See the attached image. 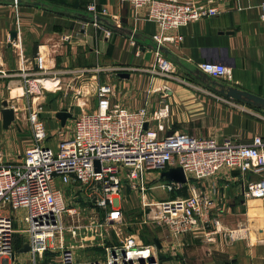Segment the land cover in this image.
Listing matches in <instances>:
<instances>
[{
    "label": "crops",
    "instance_id": "obj_1",
    "mask_svg": "<svg viewBox=\"0 0 264 264\" xmlns=\"http://www.w3.org/2000/svg\"><path fill=\"white\" fill-rule=\"evenodd\" d=\"M96 1L109 12L100 20L112 32L109 38L93 26L86 10L90 0H18V5L14 0H0L1 100L8 98L9 89L22 90L25 80L32 86L31 94L39 95L41 87L48 90L50 81L75 85L82 72H90V81L92 75L104 72L107 81L102 85L113 88L116 103L132 111L143 107L150 112L167 109L163 136L181 132L235 145H250L257 137L264 142V107L223 96L197 75L202 63L222 64L229 69L231 82L221 83L264 99V0H188L212 3L219 14L180 29L177 34L183 36L182 43L163 48L174 70L170 78L152 73L156 55L151 38L158 28L143 18L146 11L142 10L136 21L128 3ZM41 61L53 63L51 71H42ZM126 73L129 79L120 77ZM52 83V87L57 84ZM43 98L46 100V96ZM1 110L0 160L16 164L23 155L15 160L13 154H8L4 160L2 154L25 152L32 141L31 129L17 118L5 129ZM157 176L161 179V174ZM262 178L264 173L222 171L196 183L213 201L211 219L220 223L211 224L212 230L206 232L210 237L207 241L214 245L206 243L204 249L198 250L199 233L184 235L176 241L175 250L190 257L184 258L185 263L173 260L171 264H264V201L245 196L247 184ZM215 228L220 230V237ZM229 231L231 242L228 235L222 236ZM161 244L164 250L171 246ZM14 253L11 264H34L31 253H19L15 247ZM36 264H44V257L38 258Z\"/></svg>",
    "mask_w": 264,
    "mask_h": 264
},
{
    "label": "built area",
    "instance_id": "obj_2",
    "mask_svg": "<svg viewBox=\"0 0 264 264\" xmlns=\"http://www.w3.org/2000/svg\"><path fill=\"white\" fill-rule=\"evenodd\" d=\"M120 1L130 5L136 21L145 10L143 18L156 24L158 31L151 38L156 55L152 73L163 78H170L174 70L161 48L182 43L183 36L177 34L180 29L219 14L212 3ZM14 3L18 5V0ZM101 7L96 0H90L86 10L93 26L109 38L112 32L100 21L108 17L109 12ZM261 17L264 20V3ZM41 65L44 72L51 71L54 66L47 61H41ZM198 68L213 80L231 82V73L222 64L205 62ZM25 84L29 85V80H25ZM114 97L110 85L100 86L95 109L75 118L70 137L59 135L57 152L46 143L50 135L34 102L22 112L21 122H26L31 129V144L19 163L0 160V264L14 261L15 235H21L30 246L34 264L50 251L49 246L58 235L61 240L60 264H81L73 250L64 247L66 232L74 239L82 232L81 226L76 225L81 212L68 207L67 191L88 203L101 226L118 230L125 217L123 201L131 196L143 208H148L150 221L162 224L170 236L181 237L204 232L211 224L217 226L219 223L211 219L213 201L196 183L211 179L222 171L249 175L264 173V142L261 138H255L250 145H235L231 141L221 143L215 138L193 137L181 132L163 136L167 109L150 112L143 107L132 111L116 103ZM16 118L18 122L19 118ZM176 167L183 169L188 179L186 184L161 182L158 178L156 187H148L151 173L160 175ZM58 178L62 187L57 185ZM160 188L167 194L186 189L190 196L177 195L157 203L159 205L151 204L149 190ZM245 196L264 201V178L249 182ZM9 211L21 213L23 228L15 229ZM160 255L155 244L146 245L137 236H130L119 244L109 245L103 264H161Z\"/></svg>",
    "mask_w": 264,
    "mask_h": 264
},
{
    "label": "rangeland",
    "instance_id": "obj_3",
    "mask_svg": "<svg viewBox=\"0 0 264 264\" xmlns=\"http://www.w3.org/2000/svg\"><path fill=\"white\" fill-rule=\"evenodd\" d=\"M89 73L90 72H82L81 76L79 78L77 77V81L75 80V85L72 82L68 85H63L59 82V80L50 81L48 90L47 88L46 90L42 87L40 88L39 83L35 81L40 88V93L38 92L39 95L35 94V92L33 95L28 94L27 91H31V93H33L32 86L26 85L24 83L22 84V90H18L17 87L9 89L8 98L10 99L6 97L4 101H9V103L11 102V106L17 109L19 114V123H22V112L29 108L32 101H35L34 108L40 109L42 113L41 117L50 135L46 143L55 152H57L58 142L59 140H61L59 135L62 134L63 137L67 138L70 137V134L72 133V129L74 127L75 118L82 115L83 112H92V110L95 109V105L97 104L98 89L107 81L106 74H104V72L98 73L97 77L95 75H92V77H94L91 81L88 79ZM93 73L96 74V72ZM66 76L68 75L66 74ZM30 79H36V77H30ZM52 82H55L57 84H54V86L52 87ZM77 82H79V87H76ZM59 83L62 86H59ZM13 90L15 91L13 92ZM13 93L18 94L12 95ZM36 95L40 97L38 100L36 99ZM44 96H46V100L43 98ZM1 98L3 99V97ZM1 98L0 109H2V103L4 102L3 100H1ZM60 112H69L73 115V117L68 120L65 127L61 126L60 121L56 117L57 113ZM8 154L10 156H12L13 154V157H15L14 159L16 160V156H18L19 154L22 156L24 154V151H20V153H18V151H16V153L15 151L13 153H3L2 155L4 157V160L7 159L5 156ZM148 178L149 188H154L158 185V183H156V180L158 179L157 173H151ZM57 185L59 187H62L59 178L57 180ZM153 190L150 189L148 192L151 204H157L163 200L171 199L175 195H177V192L167 194L163 191L162 188L154 191ZM186 192L183 195L186 197L190 196V193L187 190ZM178 194L180 195L181 193L179 192ZM136 196L137 195H135V197ZM66 201L69 208L73 207L81 212L80 216L78 217V223H76V225L81 226L82 232L81 236L76 239H74L71 235H69V233L66 232V235L64 236V247L72 249L76 256V259L81 264H99V262L103 264L106 249L110 245L109 243L111 242V244H119L120 241L130 236H137L140 242L146 245L154 244L155 239H159L161 243H165L166 245L167 243L170 244L171 246H169L167 250L163 249L161 251V254L165 256V260L161 264H171L173 260H179L181 263H185L184 258L188 259V257H190L186 252L184 253L175 250L176 241L180 237L170 236L169 231L166 229V227L156 221H150L148 219V208H143L139 204L140 202L136 201L131 196H127L126 200L123 201L122 207L125 211V217L123 220V224L118 230H111L105 225H99L98 217L95 215V211L92 210L91 207H89L86 201L81 200L79 197H74V194L70 191H67ZM8 214L14 220L16 230H20L21 228H23V224L20 222L21 213L11 214V212L9 211ZM209 230H212V227L209 226L206 231L199 233V238L196 242V245L199 248L198 250H200L201 247L204 249V245H206V243L211 244L210 247L214 245L212 242L207 241L208 239H210V237L206 235V232H208ZM215 230L219 231V236L220 230H218L217 228H215ZM230 232L231 231L226 233L224 232L222 235L224 236V238L228 235L227 239L230 240L229 242L232 241ZM56 239L60 240V236L58 235ZM99 243H101L102 245L99 246ZM60 246V242H53L50 244V251L45 252V254L43 255L44 264H60ZM196 253H199V251H196ZM29 263H31V261H29Z\"/></svg>",
    "mask_w": 264,
    "mask_h": 264
},
{
    "label": "water",
    "instance_id": "obj_4",
    "mask_svg": "<svg viewBox=\"0 0 264 264\" xmlns=\"http://www.w3.org/2000/svg\"><path fill=\"white\" fill-rule=\"evenodd\" d=\"M161 51H163V48H161ZM198 78L205 84L211 86L216 91H218L221 95L226 96L230 99L244 102L249 105H253L256 107H264V99L250 94L248 92L242 91L240 89H237L232 86H227L220 81L213 80L201 71H198ZM121 78H130V74H121ZM1 114L3 117V126L5 129H8L14 122L16 118L15 110L10 107L9 103L7 101H4L2 103V110ZM56 117L61 123L62 127H65L68 120L73 117V115L69 112H60L57 113ZM97 170H99V163H96ZM161 180L163 181H169L174 182L177 184H186L188 182V179L181 167L171 168L167 171H163L161 173ZM154 244L157 247L159 251L163 250V246L159 239L154 240ZM31 251V248L28 244H25L24 247L19 251V253H28ZM165 257L163 255H160V259L163 260Z\"/></svg>",
    "mask_w": 264,
    "mask_h": 264
},
{
    "label": "trees",
    "instance_id": "obj_5",
    "mask_svg": "<svg viewBox=\"0 0 264 264\" xmlns=\"http://www.w3.org/2000/svg\"><path fill=\"white\" fill-rule=\"evenodd\" d=\"M186 192V190H181L180 191V196H184L183 194ZM179 193V192H178ZM177 193V195H179ZM187 193V192H186ZM174 195V194H173ZM177 195H175L173 198H175ZM184 197H186V196H184ZM25 240H24V238L21 236V235H15L14 236V247H15V249L17 250V251H20L23 247H24V245H25Z\"/></svg>",
    "mask_w": 264,
    "mask_h": 264
},
{
    "label": "bare ground",
    "instance_id": "obj_6",
    "mask_svg": "<svg viewBox=\"0 0 264 264\" xmlns=\"http://www.w3.org/2000/svg\"><path fill=\"white\" fill-rule=\"evenodd\" d=\"M158 205H159V204H158ZM56 242H60V243H61V240L56 239V240H55V243H56Z\"/></svg>",
    "mask_w": 264,
    "mask_h": 264
}]
</instances>
